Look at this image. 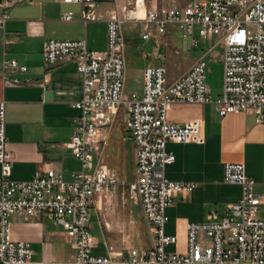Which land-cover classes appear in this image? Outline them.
Instances as JSON below:
<instances>
[{"label":"built area","instance_id":"obj_1","mask_svg":"<svg viewBox=\"0 0 264 264\" xmlns=\"http://www.w3.org/2000/svg\"><path fill=\"white\" fill-rule=\"evenodd\" d=\"M90 5L94 0H61ZM8 2L0 0V28L9 19ZM123 7L119 15L107 21V46L101 52L87 47L85 39H48L42 57L47 64L63 59L74 62L82 74V92L72 106L79 110L68 143L81 170L69 179L52 167L37 169L32 178H11L13 155L6 148L5 102L0 100V264H264V193L255 191L241 162H226L223 181L238 184L241 196L226 207L225 215L186 226L185 252L167 251L176 243L175 235L164 232L165 209L174 197L190 193L192 182L171 181L165 167L175 160L166 149L169 141L203 143L199 120L183 124L167 119L173 104L212 102L219 113L251 111L257 123L264 119V0H194L179 7L174 4L144 9ZM90 14H84L89 18ZM91 17V16H90ZM72 18V12L62 16ZM140 24V37L147 41L174 25L191 45L218 37L222 43V85L211 100L206 84L207 63L198 59L176 80L167 83L163 64L143 70L142 95L132 93L122 99L124 85V42L122 22ZM3 71L24 72L27 67L15 59L2 61ZM21 85L29 80L14 78ZM125 107V127L135 149L134 179L127 185L131 197L138 200L148 225L150 245L93 254L96 239L90 231L91 210L103 194H112L117 174L103 164H94V154L121 104ZM45 213L60 225L73 255L61 261L38 260L29 243L14 240L10 217L30 218ZM213 216V215H212ZM210 215V218H212Z\"/></svg>","mask_w":264,"mask_h":264},{"label":"crops","instance_id":"obj_2","mask_svg":"<svg viewBox=\"0 0 264 264\" xmlns=\"http://www.w3.org/2000/svg\"><path fill=\"white\" fill-rule=\"evenodd\" d=\"M4 1L8 2L9 19L0 28V100L5 102L6 148L13 155L11 178L29 180L37 169L52 167L69 179L73 172L81 170L80 161L73 156L68 143L79 115L72 102L81 96L82 74L74 62L60 59L47 64L42 57L43 44L48 39H85L89 49L105 51L107 21L119 15L123 7H130V0H94L90 5L61 0ZM191 2L159 0L151 2L148 8L168 4L183 7ZM142 4L146 8L143 0L135 1V6ZM66 12H72L70 20L62 18ZM137 13L141 16L139 10ZM84 14L91 17L85 18ZM136 28L140 30L136 22L124 21L120 25L124 42V86L125 83L130 86V80L133 83L122 99L126 100L132 93L142 95L145 67L163 64L167 83H171L200 58L206 61L208 67L214 46L219 48L216 54L219 58L217 72L220 88L213 92L206 84L211 100L220 94V38L203 40L195 32L198 44L193 46L189 39L181 36L176 26L168 25L163 33L154 35L152 39L156 46L147 54L143 48L146 41L140 38ZM210 41L213 49L208 46ZM4 59H15L27 70L3 71ZM170 65L174 68L168 75ZM14 78L29 80V83L16 85L10 82ZM124 119L125 107L122 103L111 123L102 129V140L94 154L95 165L103 164L117 174L114 192L103 194L91 210L97 216L100 230L106 238L101 244L93 235L96 239L94 249L99 245L105 249L100 255L110 250L112 238L118 236L120 240L127 232H130V247L150 245L149 228L141 206L128 194L127 185L134 179L135 149ZM167 119L179 124L199 120L204 137L203 143L169 141L166 144V149L175 155V160L165 167V177L171 181L195 184L190 193L175 196L165 209L167 220L164 232L176 236V243L165 249L185 252L187 224L221 218L227 205L237 202L241 196L240 185L223 181L226 162H241L245 174L255 182V191L264 193V119L257 123L251 111L221 116L212 102L173 104L167 111ZM210 215H213L212 218ZM106 219L111 220L112 226H106ZM47 221H51V227ZM10 234L14 240L28 242L33 251V245L41 247L44 257L38 260L61 261L74 253L71 246L65 253L55 252L54 246L58 242L67 241L62 227L45 213H37L30 218L12 215Z\"/></svg>","mask_w":264,"mask_h":264},{"label":"rangeland","instance_id":"obj_3","mask_svg":"<svg viewBox=\"0 0 264 264\" xmlns=\"http://www.w3.org/2000/svg\"><path fill=\"white\" fill-rule=\"evenodd\" d=\"M135 1L136 0H130V8L135 6ZM157 1H159V0H143L146 8H144L143 4L141 6L138 5V10L140 12V15L143 16L144 9H148L151 2H157ZM192 1H194V0H192ZM136 29H138V28H136ZM139 32H140V30H139ZM139 35H140V33H139ZM208 46H211L213 49V44L211 41L208 42ZM217 51H219L218 46H216V47L214 46V50L211 53V55L209 56V62L210 63L207 67V72H206V83L208 84V86L211 88V90L213 92L218 91L220 88V79H219V74L217 72V68H218V64H219V58L216 54ZM169 67H170L169 74L168 73L167 74L171 75L170 73L172 72V69L174 68V66L170 65ZM132 84L133 83L130 80V86H129V83H127V84L125 83V86L123 85L122 96H125V94H128L129 87H132ZM127 189H128V187H127ZM128 194H129V192H128ZM129 196H130V194H129ZM258 214L260 216H264V207H260L258 209ZM104 222H105L106 226H108V227L112 226L111 220L106 219V220H104ZM46 223L49 227L52 226L51 221H47ZM90 231L93 235H95L98 238V240L101 244L104 243V241H106L105 236H103V234L100 230L98 218L93 212L91 213V217H90ZM117 231L121 232L122 235L124 234V233H122L121 229H118ZM32 247L36 253V258H43L44 257V255H43L44 252H43V249L41 247H38L37 245L36 246L33 245ZM128 247H130V232H127L125 234L124 238H121L120 240H119L118 236L112 238L109 249H110V251L115 252V251L124 250ZM54 249H55V252L57 251L58 253L59 252L65 253V251H68L70 249V245L67 243L58 242L54 246ZM104 250L105 249H103V246L99 245V247L97 249H93V254L100 255L101 253L104 252Z\"/></svg>","mask_w":264,"mask_h":264},{"label":"water","instance_id":"obj_4","mask_svg":"<svg viewBox=\"0 0 264 264\" xmlns=\"http://www.w3.org/2000/svg\"><path fill=\"white\" fill-rule=\"evenodd\" d=\"M154 46H156V42L152 38L143 43V48L147 54L152 52Z\"/></svg>","mask_w":264,"mask_h":264}]
</instances>
